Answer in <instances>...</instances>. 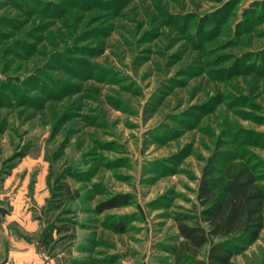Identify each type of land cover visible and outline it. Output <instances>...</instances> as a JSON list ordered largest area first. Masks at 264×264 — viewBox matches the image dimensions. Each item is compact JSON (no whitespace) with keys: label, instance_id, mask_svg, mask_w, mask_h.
<instances>
[{"label":"rangeland","instance_id":"obj_1","mask_svg":"<svg viewBox=\"0 0 264 264\" xmlns=\"http://www.w3.org/2000/svg\"><path fill=\"white\" fill-rule=\"evenodd\" d=\"M227 153L264 187V0H0V264H172Z\"/></svg>","mask_w":264,"mask_h":264},{"label":"trees","instance_id":"obj_2","mask_svg":"<svg viewBox=\"0 0 264 264\" xmlns=\"http://www.w3.org/2000/svg\"><path fill=\"white\" fill-rule=\"evenodd\" d=\"M226 155L221 162L212 158L206 164L192 207L175 217L178 239L161 248L172 264H235L233 258L264 230V187L251 166L237 162L235 154ZM131 200L128 194H117L98 203L94 211L103 213ZM11 212L10 204L0 201V228ZM111 229L121 232L123 226L113 223ZM51 231L45 236L47 244L52 242Z\"/></svg>","mask_w":264,"mask_h":264}]
</instances>
